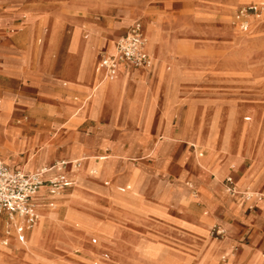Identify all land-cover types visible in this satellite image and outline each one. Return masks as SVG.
Listing matches in <instances>:
<instances>
[{
	"label": "rangeland",
	"instance_id": "rangeland-1",
	"mask_svg": "<svg viewBox=\"0 0 264 264\" xmlns=\"http://www.w3.org/2000/svg\"><path fill=\"white\" fill-rule=\"evenodd\" d=\"M83 1H71V6L75 7L73 11L75 14L83 15L85 14L84 10L88 9L100 11L101 5L113 4L111 6H116L124 24L130 23L133 19H138L146 39L145 49L150 54L152 64V71L149 73L151 76L141 77L142 83H145V88L148 89L146 94L144 96L139 94L135 100L133 87L131 99L125 100L123 97L125 93L121 100L117 101L114 98H116L119 89H116V84H113L110 94V101H112L105 104V112H108L116 102H128L130 115L135 111L136 105L143 102L147 103L148 108L151 109L155 104V92L156 102L159 105L162 90L161 87H157L156 90V85L159 83H155L163 78V83L167 89L163 95L164 110L162 115L166 121L169 119L170 107L178 100L177 91L173 88L174 80H180L182 77L185 79L192 74H197L200 78L198 87H196L199 92V99L209 102L211 100H209L208 94L215 91L214 96L219 102L220 126L223 122L219 149L224 152H232L229 155V162L221 164L218 168L205 170L197 166L195 160L203 165H205L206 157L208 160L215 138L219 114L214 111L207 124L208 133L206 136L209 142L207 144H198L197 142L193 146L188 142L186 144L176 139L186 108L185 105L178 106L170 119L171 136L166 137L161 130H156L152 125L155 118L151 119L149 128L145 131L148 137L147 145L139 147L132 156L124 155L122 152L115 156V153L105 150L106 147H101L100 151L96 153L93 151L86 153L73 147L68 149L65 146L60 152V156L67 159L65 169L73 181V187L66 196L67 199L61 201L66 209L60 207L44 210L39 213L37 223L43 219L44 214H48L52 220V224L48 228L54 231V237L50 239L49 243L56 249L65 252H69L71 247L75 251H79L75 252L78 256L69 254L65 257L78 260L81 264H92V261L95 260L98 261V264H215V261L221 256H227L239 264L235 260L237 250H234L232 244L227 243L228 238L215 257L213 245L219 243L227 235L223 231L224 236L216 237L210 233V228L212 225H217L223 230L222 225L216 222L212 224V220L207 221V218H201L198 225L181 224V227L195 231V239L198 245L186 242L178 234L177 228L171 227L172 225L176 226L171 222L180 224L174 221L171 213L165 210L163 204L169 198H172L174 203L179 202V197L171 196V188L173 187L171 184L177 182L181 200L185 205L191 207V202L199 193V188L190 177L185 176L177 180L170 170L167 172V168H164L160 173L158 172L159 186L161 183L170 186L164 188L165 191L158 197L162 204H157L146 200L144 190L141 188L142 178L139 174H133L128 178L126 181L127 190L121 188L124 187L125 183L116 185L114 182L115 174L110 176L114 172V166L110 160H117L119 165L126 163L135 165L142 162L147 169H154L155 164L165 156L174 159L187 153L192 157L190 166L193 165L197 173L203 177L211 175L213 180H217L226 175L230 180H234L240 185H236L237 190H247L252 192V196L255 197L261 196V193L264 195L261 189L252 186L245 177L255 160L259 163L264 159V27L261 23L264 20V11L257 18H253V15L247 19L246 16L244 20L247 23L244 30L239 28V22L234 17L237 8L262 0ZM49 2L62 6L66 4V0H50ZM70 16L75 17V15ZM89 20H94L98 24H112L115 23V12L109 10L102 15H90ZM82 27L81 22L76 24L74 37L82 50H93L95 44L101 48L105 45L103 39H93L94 35L98 37L99 33L95 27L88 26V29ZM222 27H227L232 31L226 33L230 36L222 34ZM25 31L26 26L23 24L11 26L7 31L6 41L9 47L16 45L15 40L19 44L27 43L28 45V34H22ZM85 35L88 37L83 38ZM44 38L41 34L34 35V44L37 50L30 52L28 45V53L24 55L19 50L21 55L19 57L16 55L6 56L0 52V64L19 69L20 65L27 62L25 69L39 77V70H41L48 54V49L43 54L40 51L46 41ZM115 38V32L107 33L105 37L108 39L107 54L112 51ZM22 47L19 45V48ZM101 51L96 56L94 53L95 59L90 62V69L94 73H97L94 68L95 66L98 67ZM123 67L127 69L125 72L135 73L134 69L127 66ZM20 79L18 78L13 83L7 80L0 82V86L7 88L12 96V98L0 97L1 161L14 164L27 171L35 170L56 157V146L51 143L58 145V150H60L64 146V140L101 131L102 126L99 123L92 130L89 128L88 120L82 118L73 121L70 116L61 115L56 109L59 101L76 103L79 107L80 101H86L88 94H81L79 91L72 92L73 88L68 83L66 85L61 84V88L65 90L64 93L56 92V90L47 94L41 93L36 90L35 86L34 89L28 87L27 83L30 82L28 79L27 83H25L24 78L21 81ZM116 79L117 77L114 81ZM261 91H263L262 94L256 97ZM75 95H77L78 100L74 101L73 96ZM89 102L90 99L84 103L75 115L76 118L82 115ZM206 102H204L205 106H210ZM14 104L18 108L12 113ZM207 112L206 109L205 113ZM244 116H248L249 120H244ZM201 123L206 125V123ZM246 125L251 126L247 132L239 128V126L245 128ZM255 140V146L258 147L252 154L251 150ZM191 142H196V140L191 139ZM156 144L161 146L159 152L153 149ZM217 149L218 142H215L212 151H217ZM81 154L105 156V159L102 157L93 159L95 162L90 165V168L98 164L100 160H106L109 166H105V169L96 173L87 170L85 172L87 175H85L82 173L84 167L79 168V165L89 160L86 158L87 156ZM245 156H249L252 162L250 164V160L245 159L242 167L250 165L245 169L243 175L235 176L233 174L234 169L238 168L241 158ZM74 160L77 161L74 162ZM169 160L171 161V159ZM76 169L77 172L74 174ZM239 171L242 172V168ZM103 172L109 176H100ZM260 172H262L261 165L254 172L253 178H256ZM89 177L90 180L84 179ZM106 181L107 184H105ZM222 183L225 184V180L219 181L218 184L222 185ZM190 185L196 190L194 197L188 194ZM217 191L220 194H225L219 188ZM253 199L255 198L252 197V202ZM107 201L109 205L106 204ZM207 209L212 211L211 207ZM85 210L94 214L92 215ZM37 223L33 225L32 231ZM202 225L206 227V234H201L196 228ZM165 226L171 228L161 229ZM150 229L154 230L150 231ZM46 230L48 231V229ZM32 231L25 242V249L16 255L10 253L8 259L0 261V264H79L71 259L60 260L55 253L56 251L51 252L49 250L43 240L47 231L35 239H33ZM94 237L96 243L91 241ZM149 237L150 239H147ZM243 241H246L245 237ZM248 245L251 250L246 258L250 257L255 249L261 251L264 258V244L259 248H251L250 244ZM0 249L9 251V248L5 246H0ZM74 249L71 251L74 252ZM161 258L162 261L160 262Z\"/></svg>",
	"mask_w": 264,
	"mask_h": 264
},
{
	"label": "crops",
	"instance_id": "crops-1",
	"mask_svg": "<svg viewBox=\"0 0 264 264\" xmlns=\"http://www.w3.org/2000/svg\"><path fill=\"white\" fill-rule=\"evenodd\" d=\"M49 1L50 0H0V37L2 40V42L0 43V52L6 56L16 55L17 57H19L21 56L19 50H21V53H23L24 55L28 53V45L30 52H32L33 50L36 51L37 48L34 44V35L37 36L39 34L43 35L45 37L44 39H46L44 46L40 49L41 53L43 54L44 51L46 52V50L48 49L46 59L41 66V70H39V77L34 76L33 73L25 69L27 66V62H24L22 65H20L19 69L11 68L6 64H0V82L2 80H7L13 83L17 81L18 78H21L20 81L22 80V78H24L25 83H27L28 79V81H30L27 83L28 87L32 89L35 86L36 90L46 94L55 90L56 92L59 91L60 93H64L65 90L61 88V84L66 85L68 83L69 86L73 88L72 92L79 91L81 94H88V96L86 98V101H80L79 107H77L76 103L59 101L58 107L56 108L57 111L61 115L70 116V119H72L73 121H77L82 118H84V120H88L90 124L89 128L92 130L97 126L98 123L102 126V129L98 133H88L87 135L74 136L71 140H64V146L60 150H58V145H56L55 143H51L56 146V157L54 158V160L51 159L52 161L49 160L45 165L46 167H50L61 160L67 161L64 156H60V152L64 149L65 146L68 149L69 147H73L86 153H90L92 151L96 153L100 151L101 147H106L105 150H110L112 153H115V156L120 152H122L124 155L132 156L135 154V152L138 151L139 147H145L147 145L148 137L146 136L145 131L149 128L151 119L155 118V122L152 125L156 130H161L163 132V135L166 137L171 136L172 129L170 126V119L176 108L178 106L180 107L184 105L186 108L182 117L180 128L178 129L176 134V139L179 142L181 141L186 144L188 142L193 146L195 145L191 142V139L196 140L197 142L199 141L198 144H207L205 143L206 135L208 133L207 124L210 121L211 115L214 111L219 114V120L216 123L217 128L215 138L213 140V146L215 145V142H218V149L217 151H212V146L210 155H208V160L206 157V160L204 161L205 165L196 160L195 164L200 168L206 170L218 168L221 164L229 162V155L232 151L224 152L219 149L221 143V127L223 124L222 122L220 126L221 111L219 102L216 99V96H214L215 91L208 94V97L210 98L209 100L211 101L206 102L199 99V92L197 91L196 87H198V80L200 78H198L199 76H197V74H192V76H189L185 79H183L182 77V79L180 80H174L173 88H175L177 91L178 100H176L170 107V115L169 119L166 120L167 122L164 121L162 115V112L164 110L163 95L167 89L165 84L163 83V78L162 80L155 83H159V85H156V90L157 87H161L162 90V97L159 105H157L156 102L155 92V104L151 109L148 108L147 103L143 102L141 104H137L135 107V111L132 115H130L128 102H116L108 112H105V104L107 99L106 89L108 87V85L106 84L111 80L104 81L102 79L105 77V75L104 70L101 68H98L99 73H94V71L92 72L90 69V62L95 59L94 53L96 56L102 50L100 56L103 54H107L106 45H108V39H105L107 33L115 32L116 41V39L121 34H123L128 26L134 21H138L140 23V27L142 30L141 22L138 19H133L130 23L124 24L122 16L120 15L116 6H111L113 4L105 6L101 5L100 11L92 9H88L86 11L84 10L85 14L78 15L73 12L75 7L71 6L72 0H66V4L63 6L55 5L53 3H50ZM85 1L86 0H84L83 2ZM261 2H264V0L258 3ZM258 3L253 2L251 4ZM239 8H237L234 13H236ZM109 10H114L115 12V23L98 24L94 20H89L90 15H102L104 13H107ZM87 14L89 15L87 16ZM70 15H75V17H71ZM78 22H81L83 27H86L87 29L88 26L95 27L99 33L98 37H95L94 35L93 39H103L105 45L101 48L98 47L97 44H95L93 50H82L77 40L74 39L75 28ZM22 24L26 26V31L22 34H28V45L27 43L19 44L15 40L16 45H13V47H9V45L6 43L8 29L11 26H19ZM221 31L222 34L227 36L230 35L226 33L232 32L227 27H222ZM87 37L88 35H85L83 38ZM19 45H22L23 47L19 48ZM144 52L150 57V54L146 50H144ZM100 56L98 58V61L100 59ZM124 64L127 65V67H129L130 69H134L135 73H127L125 72L127 71V69L125 68L119 70L116 79V89H119L120 91L118 94H116V100L120 101L121 97L125 93L126 94L123 96L124 99H131L133 94V87L136 100L139 94H141L142 96L146 94L144 89L145 83H142L143 81L141 77L151 76L149 75V73L150 71H152V64H150V66L146 69L134 67L128 63ZM97 80L98 82L100 81L99 83H105V85L97 86L94 88V83ZM262 92L263 91H261L256 97L260 96ZM2 96L12 98L11 92L7 88L0 86V97ZM88 99H90L88 106L84 109L82 115L76 118L75 115L79 112L84 103L88 102ZM73 100H78L77 95L73 96ZM204 102L210 104V106H207L210 109L205 106L206 104H204ZM17 108L18 106L14 104L12 113ZM76 108L78 109L76 110ZM206 109L208 110L207 113H205ZM243 119L249 120V117L244 116ZM201 122L206 123V125L204 126ZM250 127L251 126L248 125H246L245 128L239 126V128L245 132L249 131ZM163 128H165L164 131ZM255 143L256 140L254 141L253 148L251 150L252 154L254 153L253 151L258 147L255 146ZM249 147L251 148V145ZM160 148L161 146H159V144H156L153 147L156 152H159ZM232 150H234V148H232ZM187 151L189 150L187 149ZM81 155L87 156L85 154ZM87 157L89 161L85 162L84 171H82V173L85 175H87L85 173L87 170L96 173L95 171L101 170L103 166H109L106 160H100L102 162L98 161V164L90 168V165L95 162V160L93 159H96V157H102V159H105V156L98 155ZM191 158L192 157L187 153H184L183 156L175 157L174 159L170 158L169 156H165L162 160L158 161L155 164L154 169H147L142 162H138L135 165L133 163L119 165L117 160L111 159L110 161H112L113 163L114 172L110 176H113L115 174V184L117 185L125 183L124 187L121 188L127 190L128 187L126 185V181H128V178L133 174H139L142 178L141 188L144 190L146 200L157 204L161 203L158 197L163 194V192L165 191L164 188L170 186L163 185L162 183L161 186H159L160 177L158 175V172L160 173L164 168H167V172L170 170L177 180L185 176L190 177L199 188V193L196 196L195 188H193V186L191 185L188 187V194L191 197L196 196L191 202V207L185 205L181 200L179 193L180 189L177 182L171 184L173 185V187L171 188V196L179 197V202L174 203L173 199L169 198L168 201L163 204L165 206V210L171 213L174 221L180 224L178 225L177 223L171 222L172 224L176 225H172L171 227H176L177 231L179 232L178 234L183 239H185L186 242L197 244L195 239V231H193L192 229H185L184 227H181V224L184 223L191 226L198 225L201 222V218H207V221L212 220V224L213 222H216L219 225H222L224 228L223 231L225 232V235H227L219 243H215V245H213L215 257L216 253L222 249V246L226 242V238H228L227 243L232 244L234 246V250H237L235 254V260H237L239 264H264V258L262 257L261 251L259 250L255 249L251 256L246 258L251 250L249 249L248 244H250L251 248H259L264 244V198L261 199V197H263L264 195H262L261 193V196L255 197L252 196V192H249L247 190L239 191L236 188V185L238 184L234 180L231 181L237 193L234 195L230 194L225 184H218L219 181L223 182V180L227 177L226 175L221 176L217 180H213V176L211 175L208 177H203L202 175L197 173V170L193 165L190 166ZM169 159H171V161ZM245 159H249L251 164L252 161L249 156L241 158L238 168L234 169L233 174L235 176L243 175L245 169L250 165L248 164L247 166L242 167ZM75 161L77 160H74V162ZM3 163L11 170H20V168L18 166H15L14 164L11 165L5 162ZM66 164L67 163H65L62 167V172L68 176L70 183L59 195H53L49 193L47 190V186H42L35 196L38 214L48 209H57L60 207L66 209V206L64 204H61V201L67 199L66 196L73 187L72 178L68 175L65 169ZM260 165L262 167V172H260V174L256 176V178H253L254 172L258 169V167H260ZM241 168L242 172L239 171ZM53 171L54 169H51L47 174H51ZM76 172L77 169L74 171V174ZM100 176L109 175H106L105 172H103L100 174ZM245 177L248 179V181H250V184L252 186L257 189H261L264 192V159H262L259 163L257 160H255L254 164L250 167ZM84 179L90 180V177ZM107 183L108 182L106 181L105 184ZM217 188L221 189L225 194L218 193ZM241 193H247L250 195V197L245 198L241 195ZM252 197L255 198L253 199V202ZM235 199L236 201H234ZM106 204L109 205V202L107 201ZM208 207H211L212 211L210 209H207ZM77 209L81 210L82 208ZM85 211L90 213V211L88 210ZM90 214H92V212ZM103 218L106 219V217L104 216ZM32 227H26L22 221H20L19 224L14 227L8 222L6 216L3 213L0 214V238L6 237L7 239V242L5 244L0 243V246L9 248L8 252L6 250L0 249V261L8 259V255L10 253L16 255L21 250L25 249V242L31 235ZM171 227L165 226V228L161 229L164 230ZM7 230H9V234L6 233ZM152 230L150 229V231ZM18 233L23 234V240L18 239ZM52 237H54V231L48 228L47 234L45 235L43 240L47 244V247L51 252L53 250L56 251L55 253H57V256L60 258V260L71 259L81 264L78 260L70 257H65L69 254H71L72 256H78L75 252L79 251H75V249L72 247L70 248L69 252L62 251L61 249H56L49 243ZM244 237L246 241H243ZM147 239H150V237ZM91 241L92 243H96V238H92ZM72 249H74V252L71 251ZM81 252L90 255L88 253H85L84 251ZM159 261L161 262L162 258ZM224 262L236 264L235 262L229 260L227 256L219 257L215 261V264H223ZM92 264H98V261H92Z\"/></svg>",
	"mask_w": 264,
	"mask_h": 264
},
{
	"label": "built area",
	"instance_id": "built-area-1",
	"mask_svg": "<svg viewBox=\"0 0 264 264\" xmlns=\"http://www.w3.org/2000/svg\"><path fill=\"white\" fill-rule=\"evenodd\" d=\"M264 11V2L258 4L245 5L235 13L234 17L239 22V28L246 29L247 15L258 16ZM143 36L138 21L132 22L128 28L115 41V54H103L98 61V68L104 70L105 76L114 73L116 63H128L138 68H148L150 58L143 50ZM66 162L61 160L50 167H44L34 172H23L9 169L0 160V214L3 213L12 226H17L20 221L26 227H32L38 218L35 196L44 185L49 193L59 195L68 186L70 180L62 172V167ZM51 169L54 171L47 174ZM225 186L230 194H236L232 181L226 177ZM245 198H249L247 193H241ZM9 234V230L6 231ZM210 233L214 236H222L223 230L212 225ZM18 239L23 240V234L18 233ZM6 237L0 238V243L5 244ZM223 264H230L224 262Z\"/></svg>",
	"mask_w": 264,
	"mask_h": 264
},
{
	"label": "bare ground",
	"instance_id": "bare-ground-1",
	"mask_svg": "<svg viewBox=\"0 0 264 264\" xmlns=\"http://www.w3.org/2000/svg\"><path fill=\"white\" fill-rule=\"evenodd\" d=\"M249 16H253V15H247V19H248V17ZM254 17H260L259 15L258 16H253V18ZM262 24H263V27H264V20H262V22H261ZM143 31V30H142ZM142 36H143V40H144V44H143V49L144 50H146L145 49V43H146V39H145V36H144V33L142 32ZM110 54H115V44H114V46H113V49H112V51L110 52V53H108L107 55H110ZM150 58V57H149ZM150 64H151V59H150ZM123 66H127V65H125V64H123V63H116L115 64V68H114V73L113 74H111L110 76H105L104 78H102L104 81H106V80H111V82H109V83H107L106 85H108V87H107V92H106V103L107 102H111L110 101V94H111V92H112V86H113V84H116V81H114L115 80V78L117 77V74L119 73V70L120 69H122V68H124ZM95 71L97 72V73H99V69H98V67L96 66L95 67ZM102 81V80H101ZM100 82V81H99ZM98 82V80L94 83V88L95 87H97V86H102V85H105V83H99ZM144 89H145V92H147L148 91V89H146L145 87H144ZM120 91V90H119ZM119 91H118V93H119ZM114 100H116V98H114ZM0 103H1V100H0ZM208 138H207V136H206V139H205V143H208L209 141L207 140ZM199 142V141H198ZM194 145H196V143H197V141L196 142H192ZM82 157V156H81ZM86 158H88V157H86ZM85 158V159H86ZM96 158H100V157H96ZM66 161V160H65ZM76 162V161H75ZM83 162V161H82ZM99 162H102V161H99ZM66 163H67V161H66ZM84 164H85V162L84 163H82L80 166H79V168L80 167H84ZM44 166L45 165H43V166H41V167H39V168H37V169H35V170H39V169H41V168H44ZM46 167V166H45ZM79 168H77V169H79ZM103 169H105V167L103 166V168L101 169V170H103ZM20 170L21 171H24V172H26L27 170H24V169H22V168H20ZM35 170H31V172L32 171H35ZM98 171H100V170H98ZM98 171H95V172H98ZM86 189V188H85ZM39 219V214H38V218H37V220ZM37 220L35 221V223L37 222ZM34 223V224H35ZM33 224V225H34ZM50 224H52V220H50V216L48 215V214H44V217H43V219H41L36 225H35V227H34V229H33V231H32V236H33V239H35V238H38L41 234H43V233H46V229H48V227H50ZM197 228V230L199 231V232H201V234H206V227H205V225H202V226H197L196 227ZM222 236H224V235H222ZM236 254V253H235ZM229 259V258H228ZM229 260H231V261H233L232 259H229ZM234 262V261H233Z\"/></svg>",
	"mask_w": 264,
	"mask_h": 264
}]
</instances>
